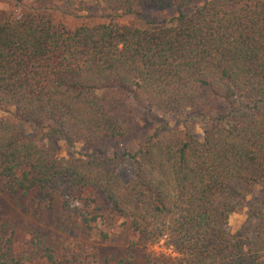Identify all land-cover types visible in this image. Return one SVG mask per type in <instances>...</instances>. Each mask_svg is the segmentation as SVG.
I'll list each match as a JSON object with an SVG mask.
<instances>
[{"label":"trees","instance_id":"1","mask_svg":"<svg viewBox=\"0 0 264 264\" xmlns=\"http://www.w3.org/2000/svg\"><path fill=\"white\" fill-rule=\"evenodd\" d=\"M103 1L112 15L177 16L74 30L49 17L0 16L4 189L59 205L92 234L123 221L133 237L112 264H264V0ZM132 107L177 125L198 120L202 136L154 119L131 151ZM60 143L78 159L61 158ZM118 160L131 164L127 182L111 168ZM243 206L244 239L227 229ZM160 243L167 252L152 250ZM43 258L59 264L53 250ZM0 264H30L11 236L0 235Z\"/></svg>","mask_w":264,"mask_h":264},{"label":"rangeland","instance_id":"2","mask_svg":"<svg viewBox=\"0 0 264 264\" xmlns=\"http://www.w3.org/2000/svg\"><path fill=\"white\" fill-rule=\"evenodd\" d=\"M14 17L37 16L49 17L60 27L74 30L82 26L94 27L109 23L143 28L148 23L171 20L176 11L146 10L140 16L112 15L103 0H74L63 4L54 0H0V16ZM138 122L136 139L128 146L135 151L155 128L154 119L170 124L177 132H189L194 138L202 136L200 121L188 124H175L171 116L155 111L152 114L132 107ZM264 110V106L262 107ZM29 137L41 147L46 141L37 129L28 132ZM77 148V147H76ZM59 155L66 160L78 159V156L64 143L59 145ZM111 168L122 182H127L133 174L131 164L126 160L114 161ZM247 208L240 207L229 217L228 232L237 238L251 237L250 224L246 219ZM111 226L96 225V230L89 233L79 221L62 211L57 204H38L32 195L9 193L0 181V235L12 237L13 248L18 256H24L30 264H47L43 255L45 250H53L59 264H112L125 259L127 245L124 238L131 239L129 231L123 227V221ZM99 232L109 234V240L99 237ZM152 250L156 253L167 252L163 243ZM142 258L138 259L141 263ZM143 263V262H142Z\"/></svg>","mask_w":264,"mask_h":264}]
</instances>
